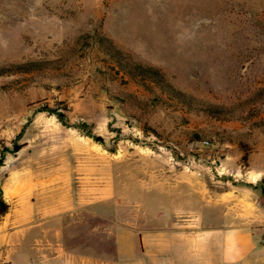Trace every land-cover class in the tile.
Here are the masks:
<instances>
[{
  "label": "rangeland",
  "instance_id": "obj_1",
  "mask_svg": "<svg viewBox=\"0 0 264 264\" xmlns=\"http://www.w3.org/2000/svg\"><path fill=\"white\" fill-rule=\"evenodd\" d=\"M92 30L231 117L115 100L68 51ZM31 61L0 75V264H119L120 237L125 263L165 259L241 229L234 264H264V0H0V69Z\"/></svg>",
  "mask_w": 264,
  "mask_h": 264
},
{
  "label": "trees",
  "instance_id": "obj_2",
  "mask_svg": "<svg viewBox=\"0 0 264 264\" xmlns=\"http://www.w3.org/2000/svg\"><path fill=\"white\" fill-rule=\"evenodd\" d=\"M68 51L76 60L87 62L103 90L104 84H114V93L111 96L121 103H128L142 110H179L182 113L214 119H227L232 115L233 109L230 107L207 103L178 90L166 79L160 69L134 61L97 30L75 37ZM44 64L41 61H31L3 67L0 69V75L39 71L45 68ZM119 82L131 84L141 90L146 95V99H138L131 93L119 90ZM57 118L61 120L62 115L58 114ZM85 126L81 125L82 128ZM86 135L94 140H101L91 135L89 130L86 131ZM194 138L198 137L195 135ZM0 204L5 208L3 211L5 212L7 205L2 201Z\"/></svg>",
  "mask_w": 264,
  "mask_h": 264
},
{
  "label": "crops",
  "instance_id": "obj_3",
  "mask_svg": "<svg viewBox=\"0 0 264 264\" xmlns=\"http://www.w3.org/2000/svg\"><path fill=\"white\" fill-rule=\"evenodd\" d=\"M51 182L52 180L50 179L48 184ZM46 185L47 183H45L44 186ZM239 240L242 242L239 243ZM250 241L249 231L241 229L223 235V238L217 244H199L194 247L195 249H189L188 252H193V254L186 253L182 255L179 254V252H181L180 249L177 247H171L168 251V258L148 261L130 260L125 263L122 258L125 254V249L123 248L122 239L120 237L118 243V253L120 256L119 264H234V262L238 261L240 258L248 256L252 248ZM163 248L164 252L166 250V245H163Z\"/></svg>",
  "mask_w": 264,
  "mask_h": 264
}]
</instances>
